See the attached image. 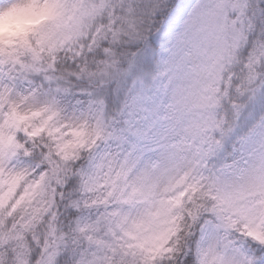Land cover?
I'll return each mask as SVG.
<instances>
[{
  "label": "snow or ice",
  "instance_id": "snow-or-ice-1",
  "mask_svg": "<svg viewBox=\"0 0 264 264\" xmlns=\"http://www.w3.org/2000/svg\"><path fill=\"white\" fill-rule=\"evenodd\" d=\"M0 264H264V0H0Z\"/></svg>",
  "mask_w": 264,
  "mask_h": 264
},
{
  "label": "clouds",
  "instance_id": "clouds-1",
  "mask_svg": "<svg viewBox=\"0 0 264 264\" xmlns=\"http://www.w3.org/2000/svg\"><path fill=\"white\" fill-rule=\"evenodd\" d=\"M27 22L22 18H9L4 20L3 22H0V26H2L5 29L9 28H15V27H22Z\"/></svg>",
  "mask_w": 264,
  "mask_h": 264
}]
</instances>
